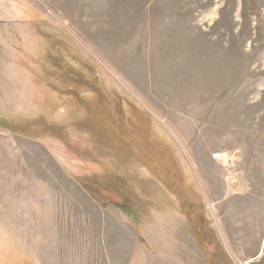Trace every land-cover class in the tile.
Returning a JSON list of instances; mask_svg holds the SVG:
<instances>
[{"label": "rangeland", "instance_id": "1", "mask_svg": "<svg viewBox=\"0 0 264 264\" xmlns=\"http://www.w3.org/2000/svg\"><path fill=\"white\" fill-rule=\"evenodd\" d=\"M0 206V264H155L176 226L264 264V0H0Z\"/></svg>", "mask_w": 264, "mask_h": 264}, {"label": "crops", "instance_id": "2", "mask_svg": "<svg viewBox=\"0 0 264 264\" xmlns=\"http://www.w3.org/2000/svg\"><path fill=\"white\" fill-rule=\"evenodd\" d=\"M169 232L173 238L167 239V241L161 245V248L156 249L157 261L155 264H204L208 260L211 264H218L216 260H213V256L209 254V251L211 252V250L205 249L208 251L206 253L207 255H201L203 253H201L202 251L200 250V247L197 245L195 239L186 230L176 226L173 229H170ZM223 249L225 252L223 256L224 258L221 262H219V264H252V262H255L252 261L251 263H242L241 261L233 258V249L230 245H228V249L223 246ZM258 258L260 257L253 260H257ZM150 260V262L153 263V260ZM126 264H141V261L138 259L133 261L128 260Z\"/></svg>", "mask_w": 264, "mask_h": 264}, {"label": "bare ground", "instance_id": "3", "mask_svg": "<svg viewBox=\"0 0 264 264\" xmlns=\"http://www.w3.org/2000/svg\"><path fill=\"white\" fill-rule=\"evenodd\" d=\"M112 31V30H111ZM217 111V110H216ZM226 118V117H225ZM201 119V118H200ZM226 120V119H225ZM204 122V121H203ZM199 123H202V122H199ZM199 123H197V122H195V123H193V126H192V130H195V129H197L199 126H200V124ZM214 124V123H213ZM195 134V133H194ZM229 143H230V141L227 139V140H225V141H223L221 144H220V147H228L229 146ZM220 155V154H219ZM231 159V158H230ZM236 159H234L233 158V165H236V163H237V161H235ZM236 167V166H235Z\"/></svg>", "mask_w": 264, "mask_h": 264}, {"label": "trees", "instance_id": "4", "mask_svg": "<svg viewBox=\"0 0 264 264\" xmlns=\"http://www.w3.org/2000/svg\"><path fill=\"white\" fill-rule=\"evenodd\" d=\"M121 207H123V206H121ZM124 208V207H123Z\"/></svg>", "mask_w": 264, "mask_h": 264}]
</instances>
